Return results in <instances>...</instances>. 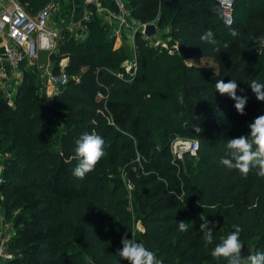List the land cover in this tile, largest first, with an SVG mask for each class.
Instances as JSON below:
<instances>
[{"label":"trees","instance_id":"obj_1","mask_svg":"<svg viewBox=\"0 0 264 264\" xmlns=\"http://www.w3.org/2000/svg\"><path fill=\"white\" fill-rule=\"evenodd\" d=\"M17 1L32 15L50 0ZM88 7L92 12L81 20L80 31L73 35L60 29L61 39L49 54L53 72L66 59L68 76L49 103L38 71L26 62L11 94L0 88V211L13 231L6 246L13 257L3 264H84L72 251L57 256L61 242L56 239L70 245L76 238L84 240L83 255L91 263L126 264L115 255L121 237L131 239L125 196L133 198L135 214L141 210L138 239L163 264H217L210 253L234 231L233 225L243 229L240 242L251 255L264 253V178L255 170L241 178L220 163L227 140L246 135L248 125L264 114V102L248 87L253 80L264 83V0H237L229 26L221 23L213 0H125L131 18H156L157 27L168 29L166 36L176 45L169 53L135 33L128 71L122 63L131 50L114 48L110 26ZM209 29L217 45L200 40ZM233 29L236 37L230 35ZM200 58L215 66L190 63ZM219 80L238 83L237 95L247 97L250 112L233 117L234 101L216 92ZM45 104L52 106L50 118L42 113ZM52 119L62 126L56 148L51 145ZM84 133L103 138L104 156L78 179L72 174L73 156ZM187 136L198 142L195 157H189L197 158L193 168L185 163L186 155L173 163L169 153L173 138ZM140 146L145 156L129 170L130 177L125 175L129 192L121 169ZM60 185L65 191L54 199ZM194 206L201 222L215 223L211 243L189 224L186 232L179 231L178 223H189ZM112 213L111 222L107 217ZM113 234L116 242L109 237Z\"/></svg>","mask_w":264,"mask_h":264},{"label":"built area","instance_id":"obj_2","mask_svg":"<svg viewBox=\"0 0 264 264\" xmlns=\"http://www.w3.org/2000/svg\"><path fill=\"white\" fill-rule=\"evenodd\" d=\"M213 1L218 5L221 23L225 26L231 25L233 5L237 0ZM113 2L117 10L119 24L126 26L125 20L129 17V13L125 8V0H113ZM56 9L54 2L50 0L41 5L34 14L29 15L17 0H0V37L4 41L0 51L1 89L6 91V86L11 87L19 82L21 77L20 65L23 62L34 66L38 71L45 97L50 101L53 93L66 84L68 76L63 70L65 64L63 65L60 59L57 64L58 71L53 72L49 60V54L55 50L57 41L61 39L60 29L55 27L52 19ZM87 19L88 15L83 14L82 20ZM134 26L137 28L136 25ZM144 27L145 25H142L141 31ZM173 44L171 48H161L172 53L176 51V45ZM39 52L47 53L42 63L38 61ZM47 92L50 94L47 95ZM96 96L102 99L106 97L100 92H97ZM197 149V140L175 137L169 143L171 162H181L185 155L195 157ZM1 170L0 159V183L2 182ZM126 187L129 190L131 189L130 184H127ZM12 235V225L10 222L5 221L0 211V264L13 257L6 250L7 243Z\"/></svg>","mask_w":264,"mask_h":264},{"label":"clouds","instance_id":"obj_3","mask_svg":"<svg viewBox=\"0 0 264 264\" xmlns=\"http://www.w3.org/2000/svg\"><path fill=\"white\" fill-rule=\"evenodd\" d=\"M230 35L236 37L238 32L231 30ZM200 40L210 44L217 45L215 33L209 29ZM227 47L228 44L223 45ZM219 51V47L216 48ZM254 94L257 101L264 102V83L253 80L248 86ZM216 92L221 96H227L234 101L235 111L239 115H245V106L247 97L237 95L238 83L229 80L225 83L223 80L217 81ZM104 140L102 137L84 133L76 140V148L73 159L77 161L73 169V176L83 179L84 176L94 170L95 165L104 156ZM221 165L229 171H236L241 178H247L248 174L255 170L258 177L264 178V114L256 117L248 125V133L237 138H230L226 142L225 158L220 161ZM194 223V222H193ZM188 222L180 221L178 223L179 231L186 232L188 230ZM215 223L205 220L200 223L199 231L204 234L207 243H211L213 239V229ZM234 231L223 238L211 251V257L219 264L221 260L226 264H264V253L248 254L246 257L242 254V243L240 242V234L243 229L238 225H233ZM116 256L120 257V261L126 264H163V259L155 255V253L147 249L143 244L128 239L127 234L121 237V247L117 249ZM119 264V261L117 262Z\"/></svg>","mask_w":264,"mask_h":264},{"label":"rangeland","instance_id":"obj_4","mask_svg":"<svg viewBox=\"0 0 264 264\" xmlns=\"http://www.w3.org/2000/svg\"><path fill=\"white\" fill-rule=\"evenodd\" d=\"M68 1L69 0H54L53 1L57 9L55 10V13L53 14L52 19H53L54 22H57L58 21L59 25H61V26H64L63 19H65L64 18L65 17V14H67V11H68L67 10ZM35 10H33L31 12H34ZM26 11L29 12V10H26ZM64 12H66V13L64 14ZM101 20L104 21V19H102V18H101ZM131 20L132 21H130V25H132L131 28L134 31V34L135 33H140V35L143 36V38L145 40H147V42L150 45H152L153 47H166V48H171L174 45L173 42L170 40V38L168 36H166L167 33H168V29L161 30V29H159L157 27V25H156V18H153L152 20H146V21H141V20H138V19H135V18H132ZM147 24H152L155 27V33L152 36H150V37H145L143 35V30L141 31L142 25H147ZM134 25H136L137 28ZM110 29H111V27H110ZM112 29H113V27H112ZM74 34L75 33L73 32V35ZM117 34L120 35V31L119 32L117 31ZM122 37H123L122 38V40H123L122 41V45H124L122 48L126 52H129L131 50L130 52L132 53V51L134 49V45H132V43H130V41H128L129 40V36H126L123 33ZM125 39H128V40H125ZM130 48H133V49H130ZM132 57H133V53L131 54V57L130 58H126L124 60V62L122 63V65L124 66V68H125L126 71H128V69L130 67H132V64H133L132 63V60H133ZM38 58H39L38 59L39 60V63H42L44 57L43 56L40 57V55H39ZM190 63L191 64H194V65L206 66V67L215 66L213 64V62L210 59H208V58L196 59V60L191 61ZM12 90H10V88H9L8 90H6V91L4 90V91L6 92V94L9 95V94H11ZM49 94L50 93L47 92V95H49ZM44 101H45V103H49L50 102V100L48 98H46V97H45ZM245 112H250V109H245ZM251 112H253V110ZM233 117L234 118L237 117V112L234 113V116ZM234 118H232L230 120V122H228V125H231L232 121H234ZM91 124L96 125L97 123L95 121H91ZM49 126H50V128H51V130L53 132V134L51 136V138H52L51 139V145L56 148L58 146L57 138L60 135V132L62 130V126L55 119H52L51 120ZM183 138H186V139H194L195 137H193V136H187V137H183ZM142 149H143L142 146H140V151L135 148V151H137L139 153H137V152L134 151V156L131 157V160L128 162V164L125 165V168L124 169H121L123 171V172L121 171V177H122V181H124L125 188H127L126 186H127V184H129V182L125 180V175H126L127 178L130 177L129 176V172L132 171V170H134V169H136L135 168L136 167V164L137 163H140L139 161H141V158L143 156H145L144 153L142 154ZM186 156H187V158H186ZM186 156L183 157V159L186 158L185 163L186 164L189 163L188 165L190 166V168H193L195 166V163L197 161V158L191 159L193 156H188V155H186ZM189 157H191V158H189ZM0 159H1V156H0ZM185 163L182 165V168L185 167V165H186ZM179 167L181 168V165ZM100 173H102V171H96V175L97 174H100ZM58 188L60 190L57 191L58 195H55L54 196V199H56V198H62L60 196H62V192L64 190L63 189L64 187L62 185H60V187H58ZM126 190L129 191L128 188ZM129 192H128V194L130 195ZM122 198L126 202L125 203V206H126L127 210L129 211V216H130V219H131V227H129L130 236H131V239H133L135 241L136 239H138L137 235H140V234L143 233V227L141 226L139 220L137 219V216H138L139 213H141V210H137L136 209L137 210V213H136L137 215H136L134 213L135 207L134 206L132 207L133 198H131V196H130V198H129V196H125L126 199L124 197H122ZM200 214L201 213L199 212V209L197 207H195V206L192 208L191 215H190V212H189L188 215H190V216H188L187 219L189 221V225H190L189 228L191 230H194V231L199 230L198 229L199 228L198 227V222H201L202 221V217H201L202 215H200ZM107 218L111 222L115 220V216H114L113 213L110 214ZM31 230L32 229H30V231ZM34 231H35V229H33L31 232H34ZM109 237H111V242H116L117 239H118V238H116L114 236V234L113 235H110ZM55 241L56 242H58V241L61 242V245H60L61 248L59 249V252L57 253V256H59V255L66 256V254H68V252H71L72 251L75 254H79V255L82 256L83 261H84V264H93V263L90 262L89 258L86 255H83V250L85 249V246H86V244L83 243L84 242L83 239L81 240V239H77L76 238L75 241L70 242V245H69V243H67V241L66 242H63L62 239H56ZM70 246H73V250H71Z\"/></svg>","mask_w":264,"mask_h":264},{"label":"crops","instance_id":"obj_5","mask_svg":"<svg viewBox=\"0 0 264 264\" xmlns=\"http://www.w3.org/2000/svg\"><path fill=\"white\" fill-rule=\"evenodd\" d=\"M88 5L92 6L94 9V14L104 19V21L111 27V34L114 37V48L123 47L122 45V35L129 36L130 43L133 45V35L134 31L132 30V25H130V21H132L131 17L129 16L126 18V26L120 25L118 16H117V10L115 8L113 0H69L68 1V14L65 19H63L64 26L59 25L58 21L54 22L55 27L62 29L65 28L67 31H69L71 34L79 31V29L82 28L81 26V20L83 14L88 15V17L91 15V10L89 9ZM113 27V29H112ZM131 30V31H130ZM117 31H120V35L117 34ZM61 34V33H60ZM3 40L0 37V51L2 49ZM129 43V44H130ZM133 49V48H130ZM40 57L43 56L44 59L46 58L47 53L46 52H39ZM43 59V61H44ZM63 65L66 63V59L62 58ZM39 61V60H38ZM42 61V62H43ZM18 81V80H17ZM16 81V82H17ZM13 86V85H12ZM12 86L10 87V90H12Z\"/></svg>","mask_w":264,"mask_h":264},{"label":"water","instance_id":"obj_6","mask_svg":"<svg viewBox=\"0 0 264 264\" xmlns=\"http://www.w3.org/2000/svg\"><path fill=\"white\" fill-rule=\"evenodd\" d=\"M155 33V27L152 24H147L145 25L144 29H143V34L146 37H150ZM10 88V86H6V90H8ZM42 113L46 118H50L52 115V106L50 104H45L42 108ZM135 241L140 242L139 239H136ZM242 254L246 257L248 254H251L250 252V248L248 246H245L242 243Z\"/></svg>","mask_w":264,"mask_h":264}]
</instances>
